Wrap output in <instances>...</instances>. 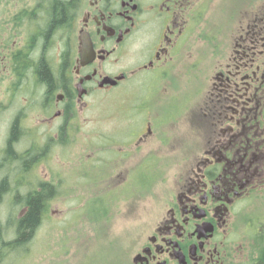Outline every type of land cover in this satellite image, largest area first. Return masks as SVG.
<instances>
[{
  "label": "flooded vegetation",
  "instance_id": "flooded-vegetation-1",
  "mask_svg": "<svg viewBox=\"0 0 264 264\" xmlns=\"http://www.w3.org/2000/svg\"><path fill=\"white\" fill-rule=\"evenodd\" d=\"M208 1L0 0L8 101L17 96L23 103L8 127V164L28 129L41 139L18 152L30 157L27 169L15 161L8 170L23 175L54 144L72 148L84 140L91 152L83 176L93 198L115 202L142 188L161 198L147 232L112 264H264V18L250 22L231 47L203 22ZM204 26L212 29V51L192 58L179 77L186 90L179 92L173 71L183 67ZM143 72L155 76L154 98L137 105L139 121L123 122L141 125L95 133L93 125L104 118L95 117V106L140 82ZM194 81L198 86L189 89ZM59 187L41 179L35 191H17L22 198L48 189L49 210L62 195ZM21 208L25 215L29 207Z\"/></svg>",
  "mask_w": 264,
  "mask_h": 264
},
{
  "label": "rangeland",
  "instance_id": "rangeland-1",
  "mask_svg": "<svg viewBox=\"0 0 264 264\" xmlns=\"http://www.w3.org/2000/svg\"><path fill=\"white\" fill-rule=\"evenodd\" d=\"M206 8V13L202 17L203 22L206 20L216 31L218 28L221 33L220 39L228 40L227 43L231 47L236 45L240 31L250 22L255 21L256 17L264 18V0H209L206 2ZM201 34L202 38L188 52L183 67L173 71L174 78L180 81H177L181 86L179 92L186 90V81L180 80L179 77L184 76L192 58L196 54L212 51L210 43V40L214 39L212 29L204 26V32ZM212 56L208 54L205 63L210 62ZM1 62L2 55H0V159L8 138V127L14 115L13 111L23 105L21 98L17 96L13 104L8 101L10 100L8 72ZM139 75L137 79L141 80V85H138L140 82L135 79L117 91L114 96L102 100L95 106L92 110L95 117H99L98 113H102L104 117L93 125L95 133L116 131L126 133L138 127L140 123L136 125L127 123L123 126V122L130 118L140 120L135 112L138 110L137 105L144 100L152 101L154 94L152 95L151 89L155 78L152 72H143ZM197 86L198 83L194 81L189 89H195ZM174 91L176 92V89ZM204 94L206 96L209 94L208 89ZM176 102L180 104L179 99ZM176 102L173 101V104L176 105ZM145 104L148 105V102ZM182 123L183 121L180 126ZM181 131V128L177 133L175 130L174 136L180 135ZM31 133L32 131L28 129L26 135H21L23 138L17 145L18 152L28 150L29 141H33L35 146L41 144L40 137H33ZM83 141H78L72 148L54 144L48 150L46 159L23 175L15 176L16 170L13 167L5 173L0 171V183L7 177L9 191L0 202V245L1 240L10 243L16 238V222L26 212L20 207L21 199L18 200L19 204H14L15 198H19L18 191L25 196L27 192L35 191L42 179L55 183L58 181L61 187L57 190L62 192V195L57 196L49 205V210L31 242L23 248L8 247V251L1 257L0 264H112V260L129 255L134 239H137L138 235L142 237L147 232L149 222H152L154 216L160 212L155 210V207L160 206V196L142 188L135 197L118 199L115 202L93 198L94 193H88L90 184H85L83 176L91 150L84 146ZM73 190L76 193H73ZM92 199L96 204H87ZM98 204L110 207L107 210H85L86 206ZM7 220L8 229L5 228Z\"/></svg>",
  "mask_w": 264,
  "mask_h": 264
},
{
  "label": "trees",
  "instance_id": "trees-1",
  "mask_svg": "<svg viewBox=\"0 0 264 264\" xmlns=\"http://www.w3.org/2000/svg\"><path fill=\"white\" fill-rule=\"evenodd\" d=\"M63 15H64V12L62 10L59 14L58 19L62 20ZM40 76L42 77L43 80H46V81L51 79L49 72L45 68H43L42 71L40 72ZM17 132H18V127H17V124H15L12 129V135H11L12 139L16 137ZM5 145L8 146V139L6 140ZM9 150H11L10 146L7 147L4 152L3 159L5 160V162H8V152H10ZM12 154H13V160L15 159L14 161H18V162L23 161V165L25 166L23 168L27 169L28 163H30V160H31L30 157H28L27 159L26 158L27 156L23 158L20 156L19 157L15 156L14 153ZM7 180L8 178L5 177L2 179L0 183V202L3 200L5 195L8 194ZM48 194H49L48 189H44L42 194H37V193L31 194L30 193L26 197L17 198V199L15 198V201H14L15 205L21 202L22 206L29 207V209L27 210V213L23 217H21L19 221L16 222L17 225H16L15 232L17 233V239L10 243L5 242L4 240L3 241L1 240L2 244L0 245V260H1V257L4 255V252L8 251V247L23 248L32 239L36 230L42 224L44 216L47 213V210H46L47 202H48V199L51 197V196H47ZM19 199H21L20 202H18ZM8 223H9V220H7L6 227H5L6 229H8Z\"/></svg>",
  "mask_w": 264,
  "mask_h": 264
},
{
  "label": "bare ground",
  "instance_id": "bare-ground-1",
  "mask_svg": "<svg viewBox=\"0 0 264 264\" xmlns=\"http://www.w3.org/2000/svg\"><path fill=\"white\" fill-rule=\"evenodd\" d=\"M19 143H17V144H15L13 147L15 148V150L13 151V153L15 154V156H17V157H19V155H18V149H17V145H18ZM8 146H4V149H3V156H4V152H5V149L7 148ZM17 149V150H16ZM13 155V154H12ZM3 156L1 157V159H0V171L1 172H6L7 171V169H8V166L11 164V163H15V161H12V162H10L9 164H8V162H5V160L3 159ZM15 160V159H14ZM17 239V237L13 240V241H15ZM12 241V242H13Z\"/></svg>",
  "mask_w": 264,
  "mask_h": 264
}]
</instances>
